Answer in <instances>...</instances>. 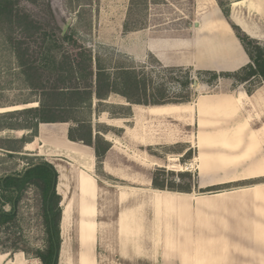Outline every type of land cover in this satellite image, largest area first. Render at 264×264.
Segmentation results:
<instances>
[{"label":"rangeland","instance_id":"rangeland-1","mask_svg":"<svg viewBox=\"0 0 264 264\" xmlns=\"http://www.w3.org/2000/svg\"><path fill=\"white\" fill-rule=\"evenodd\" d=\"M12 1L15 5L13 13L19 15L12 17L11 20L6 18L3 23H0V84L3 89L1 92L3 106L16 107L14 110L29 108L28 105L30 104H35L32 107L38 106L36 103L17 105L36 101L38 94L27 87L14 55L13 46L24 44L23 49H27L28 54L32 57H35L38 52L43 54V51L49 47L53 51L54 45L50 43V40H52V36L57 39L60 35L58 28L53 24V20L56 19L57 26L60 28L67 27L68 30L69 39L61 42L60 45L62 53L68 52L77 58L80 52L84 53L88 50L94 58L99 59L101 66L111 74H114L118 68L135 69L138 78L143 80L148 88L147 99L152 97L159 100L162 93L168 95L169 101L172 102H184L189 98L190 104L183 103L179 107L180 110L184 108L191 110L190 108L194 106L195 100H198L200 96L216 94L236 96L238 92L250 91V96L253 95L254 98H259L263 103L255 107L259 118L255 119L253 126L259 129L262 122H264V112L261 109L262 106L264 107V83L259 79L238 85L231 78H220L215 82L213 81L211 86H208L202 83L204 80H208V77L199 76V69L183 65L184 60L190 53L180 46L182 37L186 36L188 31L194 30V25L201 22L203 16L212 18L214 13H218L220 17L224 18L215 0H162L158 4L149 5L146 10L134 8L131 0ZM225 1L230 2L228 20L234 25L237 21L245 24L252 34L250 38L255 40L264 51V15H258L246 6V3L248 4L254 0ZM260 1L263 2L264 0ZM196 2L198 3L196 4ZM237 2L244 3L232 6ZM25 15L30 20L35 21L36 25L34 27L38 31L21 32L18 22L19 18L21 16L25 17ZM29 19L26 18L22 24L28 22ZM127 21L137 22L136 26H139V29L134 32H125L123 26ZM44 33L47 36L45 39L43 38ZM159 44L161 45L160 49ZM60 51H53V54H59ZM159 56H162V58ZM157 58H160L163 63H160ZM93 68H95V64ZM186 79L193 80L197 85L194 87L192 84L187 89H182L179 82ZM160 90L161 92L157 93ZM130 106L122 97L111 94L100 105H97V100L93 98L91 107L66 111L61 109L47 110L42 115L45 121L54 122L45 124L65 122L69 124L70 128H75L79 123L89 124L94 138L95 135H99L103 140L112 138L116 142L115 147L106 154L104 165L96 164L92 172L95 180L98 181L99 190L96 202L98 220L102 222L98 225L95 235L96 244L93 250L97 258L95 264H145L141 257H136L139 255H135L136 252L140 253L141 247L142 212L140 209L132 215V221L128 224L132 231L130 235L121 239L118 238L115 221L120 210L138 204L141 205L143 201L145 202L146 194L149 191H154L151 187V176L157 168H164L167 172H175L173 178H167L175 180L176 183L179 182L177 174L181 166L188 167L186 172L191 173L192 179H183L180 183L190 184L196 179V176L198 177L197 171L193 169L197 161H193V158L191 160L185 159L184 163L181 164L182 156L178 154L181 151L191 150V157L196 155L197 147L192 141L194 140L192 134L193 122L188 125L189 127L185 126L184 123L182 128L177 127V129H174L167 125L165 128L153 131V125L158 126L162 122H167V119L154 116V110L160 109L161 106H151L156 107L155 109L150 106L147 108L145 106ZM171 108L173 107L161 109L169 114ZM130 109H132V116L129 119L119 118L120 120L117 122L110 120V118H113L112 115L125 117ZM244 110L243 112H245ZM189 118V116H186L185 120L189 122L187 120ZM3 122L6 123V120H1L0 123ZM6 124H21L20 126H24L26 122L24 118H15ZM152 131L167 133L172 138L173 143L164 145L163 141L151 137L149 143L152 144V147L147 148L141 147L138 144L139 141H134ZM29 134L30 131L26 130L21 131L20 134L11 130L1 131L0 147L9 145L11 141L7 140L20 139L25 136L29 138ZM144 143L145 141H143ZM145 144H148V142ZM16 145L12 144L13 147ZM38 153V149L34 151L22 150V153L18 154L0 149V178L22 172L27 168L28 163L44 161L54 166L58 173L57 194L61 197L63 205L70 202L71 206L68 223L62 232L63 252L60 254V264H78L79 241L76 227L75 182L79 167L64 156L52 157ZM191 164L193 165L192 168L189 167ZM241 185L240 183L215 186L212 189L218 187V190L210 192L206 191L209 188L195 189L191 194H188V197H183L182 205L185 206L186 204L189 209L190 203L186 200L191 198L195 200L194 202L199 199L200 201H206V203L204 202L206 206H214L213 201L215 202L216 194L232 191ZM120 191L128 193L125 196H129V198L125 197L128 199L123 204L119 203L117 199V194ZM34 195V192L29 190L25 195L26 198L21 203L19 229L22 231L24 239L22 245L25 244L30 249H42L44 246V232L41 219L35 209L32 208L31 198ZM186 216L185 221H188L190 215ZM165 227H167L168 233L166 231L162 241L158 234V252L155 264H162L161 248L163 250L164 246H170V243L173 244L171 247L174 248L176 233H178V236L183 235L181 226L177 225L176 220L173 224L168 223ZM169 228H172V230L170 231ZM167 239L172 241L169 243ZM182 241V239L181 242L180 240L177 241V247H180L182 243L188 252H191L192 248L189 242L187 244L185 240ZM17 254H21V252ZM25 257L30 259L29 264H40L30 255Z\"/></svg>","mask_w":264,"mask_h":264},{"label":"crops","instance_id":"crops-1","mask_svg":"<svg viewBox=\"0 0 264 264\" xmlns=\"http://www.w3.org/2000/svg\"><path fill=\"white\" fill-rule=\"evenodd\" d=\"M239 3L237 2V5ZM235 5L236 3L232 6ZM246 6L256 14L264 15V1L254 0V2L246 3ZM260 11L261 13H259ZM203 18L196 26L194 25V30L188 31V34L182 37L180 46L190 53L183 65L200 71L217 73H232L248 65L249 59L226 20L218 13H214L212 18L204 16ZM235 25L249 37L252 36L245 24L237 21ZM158 47L160 49L161 45L159 44ZM159 57L162 58V56ZM160 58H157L158 61L163 63ZM260 104L263 103L259 98H254L253 95L250 96L243 91L238 92L236 96L227 94L200 96L198 100H195L191 110L185 108V110H180L179 105L161 106L160 109L154 110V116L167 119V122H162L158 126L153 125V131L165 128L167 125L174 129L182 128L184 123L185 126H188L193 122L194 140L192 141H194L197 150L192 160L197 161V163L194 162L193 169L197 171L198 189L240 183L242 185L232 191L224 192V195L228 197L224 200V204L219 203V194H216L215 197L217 196L218 199L214 198V206H206L204 204L206 201L197 199V202H194L195 200L190 198L186 200L190 203L188 209L186 204L182 205L183 197H188V194L154 190L146 194L145 202L143 201L141 205L120 210L115 221L120 239L131 234L132 231L128 224L132 221V215L139 209L142 212L141 247L140 253L136 252L135 255H139L136 257H141L145 264H155L158 238L160 236L161 241L163 240L167 231L165 226L168 223L173 224L174 220L178 226H181L183 235L178 236L176 233L174 248L170 243L173 237L172 240L167 239L170 246L165 245L164 249L160 250L162 264H264V122L259 129L253 126L255 119L259 118L255 107ZM164 107H173L169 110L171 113L167 114L163 111L161 108ZM151 108L155 109L156 107ZM261 109L264 112L263 106ZM177 111L180 112L179 115ZM131 116L132 109L126 119ZM186 116L190 117L187 119L189 122L185 120ZM110 120L117 122L120 119L110 118ZM43 127L48 128L43 130L46 145L39 140ZM69 128L68 123L39 124L37 136L34 138L36 142L34 150L38 149L40 155L64 156L79 167L75 182L76 227L79 241L78 264H95L97 262L93 253L96 244L95 235L98 225L102 223L98 220L96 202L99 190L98 181L92 175L96 162L91 148L67 139ZM153 131L148 132L147 135L144 134V137L141 136V140L135 139L134 141H139L138 144L141 147L147 148L152 147V144L149 143L152 138L163 141L164 145L173 143L167 133ZM59 139L76 145L80 149L81 159L56 150L55 144ZM105 141L110 144V150L115 147L116 142L112 138L109 140L105 138ZM143 141L148 144H143ZM180 153L178 154L181 155ZM104 163L103 160L101 166ZM189 167L192 168L193 165L191 164ZM127 194L120 191L117 194L118 202L123 204L129 198V196H125ZM67 204L69 205L67 216L62 208L61 238L64 226L66 227L69 220L71 206L70 202ZM188 214L190 218L185 221ZM83 225L94 228V235L92 238H86L85 242L81 240L79 234ZM172 228H169L170 231ZM181 239L185 240L187 244L189 242L192 248L189 253L198 254V258L187 262L177 254L179 248L180 251L186 248L182 243L180 247H177V241L181 242ZM62 245L63 243L61 248ZM144 252L147 255L146 260ZM82 256L85 257L83 263ZM29 261L30 259L26 258L23 253L12 254V257L7 253L0 255V264H29ZM58 264H60V253Z\"/></svg>","mask_w":264,"mask_h":264},{"label":"trees","instance_id":"trees-1","mask_svg":"<svg viewBox=\"0 0 264 264\" xmlns=\"http://www.w3.org/2000/svg\"><path fill=\"white\" fill-rule=\"evenodd\" d=\"M131 1L134 8H142L144 10L151 4L162 2V0ZM215 2L246 53L249 64L232 73L198 71L199 76L208 77V80H202V83L211 86L213 81L215 82L220 78H231L238 85L250 83L254 79H259L264 83V51L255 40L251 39L238 26L228 20L230 2L225 0H215ZM14 6L12 0H0V23H3L6 18L11 20L12 17L19 15L18 13H13ZM26 18L29 19L26 15L19 18L18 27H20L21 32L38 31L35 30L34 25L36 23L34 20L29 19L28 22L22 24ZM53 24L58 28L60 35L57 39L52 36L50 43L54 45L53 51L57 52V50H61V42L69 39V36L67 27L60 28L57 26L56 19L53 20ZM136 25L137 22L135 21H127L124 23L123 29L125 32H134L139 29V26ZM46 37L44 33L43 38L45 39ZM23 45L17 44L13 46L14 55L27 87L35 91L38 94V98L34 102L17 105L36 103L38 106L4 113L0 112V122L1 120H6L7 123L15 118H24L26 122L24 126H20L21 124H6L5 122L0 123V132L5 130L15 132L30 131L29 138L25 136L20 139L7 140L11 141L9 145L0 147V149L5 151L17 154L22 153L25 144L32 142L37 136L39 124L54 123L45 121L42 118L43 113L47 110L61 109L66 111L91 107L93 98L97 100V105H100L111 94L122 97L130 105L145 107L181 105L190 102L189 98L184 102L169 101L168 95L164 93H160L161 98L159 100L158 98L155 100L152 97L147 99L148 88L145 82L138 78L135 69L118 68L114 74H111V72L101 66L99 59L94 58L88 50L84 53L80 52L78 57L75 58L68 52L62 53V50L59 54H53L49 47L43 51V54L38 52L35 57H32L28 54L27 49H23ZM94 64L95 68H93ZM46 77L47 79H45ZM193 82V80L186 79L179 82V85L182 89H187ZM2 91V85L0 84V108H6L8 106H3L1 103ZM159 92L161 90L157 93ZM246 93L248 95L251 94L250 91H246ZM129 115L130 112L125 117H115L113 115L112 117L119 119L127 118ZM67 139L91 148L97 165L102 164L105 155L110 150V144L103 140L101 136L95 135V138L92 136L89 124L79 123L75 128H69ZM13 143L17 145L13 147ZM180 154L182 155L181 164L184 163L185 159H192L191 150L183 151ZM174 174L175 172H167L164 168H157L151 176L152 189L180 194H191L193 190L198 189L197 176L192 183L182 184L180 183L181 180L192 179L191 173L178 172V183L173 179L167 178H173ZM57 185L58 173L56 169L52 164L44 161L28 163L27 168L22 172L5 175L0 178V253L15 254L21 252L25 256H32L40 264H58L62 244L60 230L62 208L61 197L57 194ZM29 190H32L35 194L31 198L32 208L35 209L42 222L44 232V246L42 249H30L25 244L22 245L24 239L22 231L19 229V213L21 203L26 198L25 195ZM212 190H218V187L216 189L209 188L206 191L210 192Z\"/></svg>","mask_w":264,"mask_h":264},{"label":"bare ground","instance_id":"bare-ground-1","mask_svg":"<svg viewBox=\"0 0 264 264\" xmlns=\"http://www.w3.org/2000/svg\"><path fill=\"white\" fill-rule=\"evenodd\" d=\"M254 2V1H253ZM240 4V3H239ZM236 5H237V3H236ZM247 6H249V5H247ZM261 6V5H260ZM249 8V7H248ZM259 8V7H258ZM257 8V9H258ZM253 10V9H252ZM255 10V9H254ZM262 10V9H261ZM259 11V10H258ZM263 11V10H262ZM259 13H261V11L259 12ZM258 14V13H257ZM260 15V14H259ZM218 95V94H217ZM209 97V96H208ZM199 99V98H198ZM222 99V98H221ZM235 100V99H234ZM198 102V101H197ZM33 105H35V104H33ZM32 104H30V105H28L29 107H32L33 106ZM14 109H16V107L14 108V107H6V108H0V112H7V111H12V110H14ZM18 109V108H17ZM178 112V111H177ZM235 112V111H234ZM216 113H218V112H216ZM179 115V114H178ZM184 122V121H183ZM47 127H43V129H41L42 131H41V135H40V141H42L43 143H44V145H46V139H45V133H44V131L43 130H45ZM48 129V128H47ZM21 133V131L20 132H18L17 131V134H20ZM35 146H36V142H35V140L33 139L32 140V142H30V143H27V144H25V146H24V150H29V151H32L34 148H35ZM256 146V145H255ZM55 148H56V150H58L59 152H61V153H66V154H69V155H71V156H76L77 158H79V159H81V157H82V155H81V153H79L80 152V149L76 146V145H74V144H71V143H69V142H67V141H63L62 139H59V141L55 144ZM215 151V150H214ZM209 157V156H208ZM218 159V158H217ZM222 160V159H221ZM200 163V162H199ZM216 167V166H215ZM234 167V166H233ZM263 167H264V165H263ZM188 170V167H183V166H181L180 167V169H178V171L179 172H186ZM158 193V192H157ZM216 193V192H215ZM219 194V203L220 204H224V200L226 199V198H228V197H226L227 195H224L225 193L224 192H221V193H218ZM228 194V193H227ZM217 198V197H216ZM153 199V198H152ZM166 200V199H165ZM149 203V202H148ZM62 208H63V210H64V212H65V216H67V214H68V210H69V205L67 204L66 205V203L62 206ZM154 223H155V221H154ZM64 228H65V226H64ZM79 234L81 235V240L83 241V242H85V240H86V238H92V236L94 235V228L93 227H88V226H81V229H80V232H79ZM84 247H85V243H84ZM152 249V248H151ZM156 249V248H155ZM155 251V250H154ZM62 252H63V250H62V248H61V250H60V254H62ZM153 253V252H152ZM155 253V252H154ZM177 254L179 255V256H181L185 261H187V262H190V260L191 259H195V258H198V254H190L188 251H187V248H184L183 249V251H180V248L178 249V252H177ZM218 254V253H217ZM0 255H5V254H0ZM157 255V254H156ZM85 256V255H84ZM84 256H82L81 257V260H82V263L83 262H85V260H84ZM5 257V256H4ZM12 257V256H11ZM157 257V256H156ZM203 257V256H202ZM144 258H145V260L147 259V255H146V253L144 252ZM67 259V258H66ZM155 259V258H154ZM152 260V259H151ZM13 261V260H12ZM87 261V260H86ZM88 262V261H87ZM220 264V263H219Z\"/></svg>","mask_w":264,"mask_h":264},{"label":"water","instance_id":"water-1","mask_svg":"<svg viewBox=\"0 0 264 264\" xmlns=\"http://www.w3.org/2000/svg\"><path fill=\"white\" fill-rule=\"evenodd\" d=\"M197 25V23L195 24V26ZM197 84H196V82H193V86L195 87Z\"/></svg>","mask_w":264,"mask_h":264}]
</instances>
